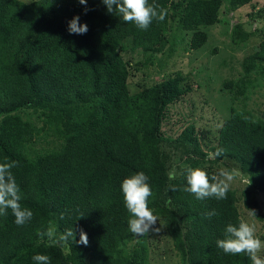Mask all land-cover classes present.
<instances>
[{
  "label": "trees",
  "instance_id": "obj_1",
  "mask_svg": "<svg viewBox=\"0 0 264 264\" xmlns=\"http://www.w3.org/2000/svg\"><path fill=\"white\" fill-rule=\"evenodd\" d=\"M230 1L237 8L252 0ZM155 2L167 9V17L145 31L109 13L103 0H87L86 5L79 0H0V163H15L12 172L20 203L33 212L23 226L15 223L10 209L0 216V264H35L32 257L37 254L48 255L51 264H69L62 245L37 235L47 232L49 221L57 220L61 234L76 229L77 241L79 231L86 232L87 246L71 239L68 243L74 251L89 249L94 264L98 256L112 264H145L141 252L126 249L134 234L121 190L123 180L138 172L149 177L153 192L149 207L155 210L165 204L161 213L175 240L181 227L173 222L181 218L189 264H251L246 254H225L216 245L227 225L238 226L241 219L233 192L229 190L223 200H198L184 191L187 183L170 182L165 174L158 152L159 124L167 105L180 93L171 84L134 95L126 88L119 51L125 40L131 39L132 49L145 52L164 41L172 20L177 19V29L189 30L184 16L188 8L183 12L174 0ZM220 2L194 0V8L208 11V20L203 17L198 23H215ZM76 16L81 25L87 24L86 34L69 33V21ZM246 60L264 74V50ZM84 101L96 105L98 113L64 138L58 149L29 154L39 131L23 120L26 111L43 116L59 111L58 105ZM241 104L229 108L217 149H224L222 156L247 176L245 196H253L249 206L264 220L255 198L264 197V113L256 117ZM212 210L217 215L207 218Z\"/></svg>",
  "mask_w": 264,
  "mask_h": 264
},
{
  "label": "rangeland",
  "instance_id": "obj_2",
  "mask_svg": "<svg viewBox=\"0 0 264 264\" xmlns=\"http://www.w3.org/2000/svg\"><path fill=\"white\" fill-rule=\"evenodd\" d=\"M229 1L221 0L214 11L215 23L199 24L203 17L208 20L205 17L208 11L194 8V0H174L183 12L188 8L184 13L190 24L188 31L177 29L175 19L170 22L164 41L153 50H134L131 39H127L119 51L126 67L129 95L162 84H171L180 93L165 108L158 131L161 139L158 152L168 180L187 183L189 168H203L217 176L221 170L235 169L230 191L235 196L239 216L255 223L258 237L264 240V220H259L257 213L256 217L249 215L253 196H245L249 188L247 176L230 158L209 155L216 152L224 119L232 105L244 103L256 117L264 113V74H258L260 67L246 60L264 50V0H252L237 8H232ZM84 102L58 105L59 111H47L43 116L26 111L23 120L39 131V141L33 142L29 154L36 156L45 150L58 149L64 138L75 134L92 113H98L96 105ZM173 172L175 178L170 179ZM255 198L260 204L259 214L264 216V197ZM163 206L154 210L159 221L148 234H134L126 249L141 252L146 257L145 264H189L184 224L180 217L173 222L181 227V236L175 240L161 213ZM49 228L55 230L56 238L62 232L58 220L49 221ZM46 240L50 242L47 236ZM50 243L62 245L69 264H94L89 249L74 251L68 242ZM259 255L264 258V249ZM95 263L112 264L103 256L95 258Z\"/></svg>",
  "mask_w": 264,
  "mask_h": 264
},
{
  "label": "clouds",
  "instance_id": "obj_3",
  "mask_svg": "<svg viewBox=\"0 0 264 264\" xmlns=\"http://www.w3.org/2000/svg\"><path fill=\"white\" fill-rule=\"evenodd\" d=\"M82 5H86L87 0H79ZM109 13L115 12L123 22L134 24L140 30H148L154 21L163 22L167 17V9L153 0H103ZM115 6V8H114ZM87 24H80V17L76 16L69 21L68 31L70 34L83 35L88 32ZM224 149L218 148L215 153H210V157H221ZM15 163H0V216H6L10 209L15 217V223L23 226L33 218V212L22 207L20 201V188L13 175L12 168ZM235 169L221 170L219 176L209 175L203 168H189L187 170L188 187L184 191L193 194L196 199L204 200L215 198L223 200L234 180ZM170 179H174V172L169 174ZM121 190L124 197L125 207L131 214L128 221L129 230L136 236L147 235L149 230L159 221L158 216L154 214V209L149 207V198L153 195L149 177L138 172L123 180ZM172 190H175L174 188ZM169 205L172 200H167ZM207 218L217 215L215 210L206 214ZM249 215L256 217L254 210H249ZM158 232L159 229H156ZM37 235L43 240L45 236L50 242L57 244L67 243L70 239L74 243L87 246L89 243L86 232L79 231V241L76 240V229L69 228L56 238L53 228L47 232H38ZM216 245L225 254L239 255L246 254L251 264H264V258L259 253L264 249V240L257 235V226L255 223H249L240 219L238 226L229 223L225 229L224 238L218 239ZM35 264H51L50 257L44 254H37L32 257Z\"/></svg>",
  "mask_w": 264,
  "mask_h": 264
}]
</instances>
